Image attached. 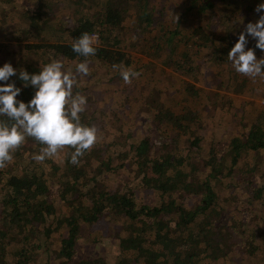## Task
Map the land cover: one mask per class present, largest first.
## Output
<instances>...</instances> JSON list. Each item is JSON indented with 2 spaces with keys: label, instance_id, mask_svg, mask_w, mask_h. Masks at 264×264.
<instances>
[{
  "label": "trees",
  "instance_id": "trees-1",
  "mask_svg": "<svg viewBox=\"0 0 264 264\" xmlns=\"http://www.w3.org/2000/svg\"><path fill=\"white\" fill-rule=\"evenodd\" d=\"M158 2L132 1L136 17L131 45L119 36L126 29L129 8L102 4L95 7L98 19L86 13L90 7L72 19L66 32L54 35L56 41L29 45L34 54L27 62L13 65L11 59H0V65L9 62L18 71L30 73L57 58L64 65L68 60L79 63L85 58L74 53L71 44L82 33H97L96 54L87 59L103 63L113 73L111 82L118 73L121 76V69L138 72L122 88L137 91V101L147 105L157 128L138 137L125 151L93 150L95 143L77 164L69 162L72 147L64 146L63 166L48 156L35 160L45 146L27 137L13 159L0 168V264H46L51 259L57 264H109L101 257L78 258L76 249L81 226L94 225L106 215L122 225L116 233L120 249L115 264H219L225 258L229 264L227 256L238 232L249 258L258 249L264 253L263 173L256 174L261 178L258 182L255 177L244 178L237 167L245 151L264 150V126L253 120L246 132L230 142V149L227 141L206 147L198 134L205 126V115H213L210 105L217 101L211 97L225 96L218 89L210 94L212 89L223 86L228 77L230 88L243 92L252 79L234 71L227 52L245 26L240 17L252 22L260 2L170 0L166 9ZM214 8L219 11L216 27L209 15ZM34 14L30 21L33 15L34 21L44 18L39 9ZM248 46L254 47L251 38ZM256 55H262L260 50ZM168 66L182 78L171 95L164 91L167 78L160 75L168 70L169 77L174 76ZM10 79L22 87L15 76ZM83 88L76 87L74 93L81 94ZM129 91L131 101L120 97L116 102L124 112L134 99ZM33 92L22 87L19 99L26 102ZM100 112L97 107H85L81 122L93 125ZM127 161L136 167L141 184L158 192L155 203H139L131 191L108 185ZM225 189L236 192L228 200L234 205L230 209L221 203L219 192ZM52 242L57 243L54 249Z\"/></svg>",
  "mask_w": 264,
  "mask_h": 264
},
{
  "label": "rangeland",
  "instance_id": "rangeland-1",
  "mask_svg": "<svg viewBox=\"0 0 264 264\" xmlns=\"http://www.w3.org/2000/svg\"><path fill=\"white\" fill-rule=\"evenodd\" d=\"M133 0H62L57 3L55 0H0V59H11L12 64L19 63L20 61L27 62L34 51L29 48L33 44L48 43L50 41H56L54 35H58L60 32H66L67 29L73 25L72 19H78L77 17L86 12L90 7L91 10L86 13L90 16L98 19L100 17L99 11L97 12V6L119 5L124 9H128L126 12L125 26L121 35L126 45H131V39L134 37V19L136 17L134 13ZM142 1V0H136ZM152 0H149L151 3ZM214 3L219 0H212ZM247 2L250 0H238V2ZM252 2H261V0H251ZM39 2H43V5ZM237 2V3H238ZM170 0H160L159 6H163L165 9L170 5ZM257 5V4H255ZM40 10L44 18L34 21V13ZM163 9L160 8L159 11ZM218 9L214 8L210 12L212 22L214 21V27H216V18L218 16ZM32 20L30 21V15ZM224 17L227 18L229 13L224 11ZM244 15V14H242ZM259 14L256 15L252 22H255L259 18ZM221 16V15H220ZM241 25H246V20L240 17ZM35 22V24H32ZM212 22H209L212 23ZM229 19L226 21V26H229ZM36 26H39L35 29ZM244 28L242 29V31ZM16 34H11L12 32ZM29 32V33H28ZM227 34L232 35L230 29H225ZM11 34V37L9 36ZM48 34V35H47ZM97 34V33H96ZM136 35V34H135ZM19 36V38H17ZM48 37H52L51 40ZM97 41V40H96ZM95 41V43H96ZM211 50V49H210ZM12 56V57H11ZM2 63V60H0ZM78 61L68 60L65 68L69 71H75V65ZM208 65V64H207ZM215 64H209L213 66ZM171 72L174 71V76L169 77L168 70L160 73L164 78H167L165 84L167 88L164 90L167 95L175 94L177 87L180 85L182 78L176 69L168 66ZM167 69V66H166ZM113 73H110L109 69L99 61H89V74L87 76H81L77 74L78 86L73 87L75 92L76 87H84L81 94L87 98L85 107H97L101 112L97 120L93 125L97 129V144L95 149H109L111 152H115L117 149L127 150L134 143H136L138 137L141 135L154 132L156 128L153 117L148 113V107L143 104V101L138 102L140 96L134 91L123 89L122 85L124 80L117 74L115 81L111 82L109 79ZM169 77V78H168ZM228 77H226L225 83L221 87L213 88L210 94L215 89L222 90L224 97L216 99L211 97L213 101H217L216 104L210 110L213 115L206 114L204 119V125L198 131V134L203 140L204 145L209 147L210 144H217L221 146V141H227V148L230 149V142L234 138H239L241 134L246 132V128L249 124L258 119L264 126V79L259 77L251 79L247 87L243 92H239L228 85ZM120 90H122L120 93ZM128 91L132 93L133 101L124 111L118 109L116 102L118 98L125 97V101H131L128 97ZM139 96V97H138ZM138 97V98H137ZM121 98V99H122ZM231 109L232 112L226 110ZM126 113V114H125ZM133 116L134 118H130ZM215 118V119H214ZM158 126V125H157ZM199 128V127H198ZM155 136L158 137L159 133L155 131ZM156 141L159 142L158 139ZM65 150L60 149L55 155L48 156L53 158L55 162L62 164L64 159ZM228 155V161L230 159ZM118 160V159H116ZM114 161V163L116 162ZM126 168L115 174L114 178L108 180L110 187L119 188L121 191H131L137 197L139 203H155L158 197V192L152 189L145 188L137 175L136 167H133L131 161L125 162ZM258 165V168L256 167ZM238 170L241 171L247 177H255L257 173H263L261 177L264 178V150L261 151H245L242 157L238 161ZM256 167V169H254ZM248 168L245 172L243 169ZM255 179L261 182V178ZM239 185V189H240ZM53 190H57V186L52 184ZM133 189V190H131ZM236 192L233 189H225L219 192L221 203L226 205L227 209H230L234 205L228 200ZM228 202V203H227ZM241 217V214L239 215ZM118 220H114L112 216H104L101 220L94 225L81 226V236L76 243V249L78 252V258L81 257H101L106 259L109 264H115L117 256L119 254V240L116 237L118 228L122 225H115ZM235 238L232 239V247H230V254L227 256L230 260L229 264H262L261 258H264V253L260 254V250L249 258L245 254L243 247V239L239 232L235 233ZM52 242V249L56 248ZM51 246V245H50ZM260 254V255H259ZM46 264H57L56 259H51ZM219 264H226V258L219 261Z\"/></svg>",
  "mask_w": 264,
  "mask_h": 264
},
{
  "label": "clouds",
  "instance_id": "clouds-1",
  "mask_svg": "<svg viewBox=\"0 0 264 264\" xmlns=\"http://www.w3.org/2000/svg\"><path fill=\"white\" fill-rule=\"evenodd\" d=\"M254 11L260 13L259 18L248 22L238 33L227 58L236 73L264 79V0ZM249 38L254 40V47L248 46ZM95 41V34L87 32L74 39L72 51L85 58L75 65L74 72L67 70L59 58L31 73L25 69L18 71L9 62L0 65V168L13 159L15 150L27 137L45 146L40 154L34 155L35 160L41 161L46 156L55 155L64 146H71L73 151L69 162L72 164H77L78 158L97 142L96 127L84 124L80 119L87 98L73 92V87L78 86L77 74H89L87 58L96 54ZM256 50L262 53L259 58ZM120 75L125 83H129L139 73L121 69ZM13 76L23 88L34 90L26 102L19 99L22 87L10 79Z\"/></svg>",
  "mask_w": 264,
  "mask_h": 264
},
{
  "label": "built area",
  "instance_id": "built-area-1",
  "mask_svg": "<svg viewBox=\"0 0 264 264\" xmlns=\"http://www.w3.org/2000/svg\"><path fill=\"white\" fill-rule=\"evenodd\" d=\"M93 34H95V36H96V39H97V34H96V33H93Z\"/></svg>",
  "mask_w": 264,
  "mask_h": 264
}]
</instances>
